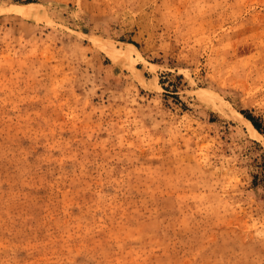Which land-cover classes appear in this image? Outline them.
<instances>
[{"label": "rangeland", "instance_id": "rangeland-1", "mask_svg": "<svg viewBox=\"0 0 264 264\" xmlns=\"http://www.w3.org/2000/svg\"><path fill=\"white\" fill-rule=\"evenodd\" d=\"M0 264H264V0H0Z\"/></svg>", "mask_w": 264, "mask_h": 264}, {"label": "bare ground", "instance_id": "bare-ground-1", "mask_svg": "<svg viewBox=\"0 0 264 264\" xmlns=\"http://www.w3.org/2000/svg\"><path fill=\"white\" fill-rule=\"evenodd\" d=\"M244 120L247 122V124L249 125V127L251 128V130L255 133V135H257L258 137H261L259 135V133H257V131L251 126V124L248 122V120H246V119H244Z\"/></svg>", "mask_w": 264, "mask_h": 264}, {"label": "trees", "instance_id": "trees-1", "mask_svg": "<svg viewBox=\"0 0 264 264\" xmlns=\"http://www.w3.org/2000/svg\"><path fill=\"white\" fill-rule=\"evenodd\" d=\"M246 119L251 123V125L253 126V128L256 130V127L254 126V124L252 122L253 120L251 118H249V117H247Z\"/></svg>", "mask_w": 264, "mask_h": 264}]
</instances>
